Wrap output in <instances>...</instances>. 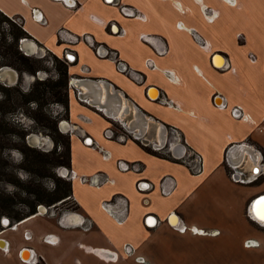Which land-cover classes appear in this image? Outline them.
<instances>
[{
    "label": "crops",
    "instance_id": "1",
    "mask_svg": "<svg viewBox=\"0 0 264 264\" xmlns=\"http://www.w3.org/2000/svg\"><path fill=\"white\" fill-rule=\"evenodd\" d=\"M0 12L68 65L59 129L79 206L2 231L0 264H36L23 249L44 264H137L126 244L149 264H264L253 215L261 201L264 216V0H0ZM170 127L201 156L200 172L175 160L179 148L160 150ZM173 215L219 234L180 233ZM251 239L260 246L245 247Z\"/></svg>",
    "mask_w": 264,
    "mask_h": 264
},
{
    "label": "rangeland",
    "instance_id": "2",
    "mask_svg": "<svg viewBox=\"0 0 264 264\" xmlns=\"http://www.w3.org/2000/svg\"><path fill=\"white\" fill-rule=\"evenodd\" d=\"M2 29L7 33L9 31L6 24H3ZM29 43L34 44L29 38L23 39L20 42V50L24 55L32 58L35 66L39 68L35 74L20 72L10 66L0 69V126L3 125L0 127V205H3V202H14L13 208L20 212L28 211L34 197L28 192H37L45 199L42 190H45V193H51L58 187L64 188V183L68 180L62 173L63 168L68 169L65 166L47 165L46 168L39 166L41 162L47 160L44 153H54L58 156L65 151L63 137L67 134L59 129L60 122L65 123L67 120L65 108L51 100L44 102L40 100L42 103H21L12 109L4 104V87L19 86L24 92H29L38 82L49 79L55 82L59 79V69L65 62L40 46H35L36 49L33 52H28L26 45ZM43 103V111L59 119L58 132L48 130L41 120L39 122L34 120L36 109ZM3 120L7 122V128L4 122L2 123ZM166 133L168 134V131ZM229 170L231 171L230 168ZM75 206L74 200L68 198L64 205L54 207L42 204L38 206L37 211L40 207H45L47 212L40 215L44 217L52 215L56 219L65 212H75L73 209ZM3 218L7 216L0 215V225L4 230L16 225L12 224L13 227L5 228Z\"/></svg>",
    "mask_w": 264,
    "mask_h": 264
},
{
    "label": "trees",
    "instance_id": "3",
    "mask_svg": "<svg viewBox=\"0 0 264 264\" xmlns=\"http://www.w3.org/2000/svg\"><path fill=\"white\" fill-rule=\"evenodd\" d=\"M3 24H6L9 28L8 33L3 31ZM31 39V36L24 30L21 23H17L14 18H10L0 12V69L5 66L14 67L20 72H29L35 74L39 68L34 64V61L29 56L24 55L20 50V42L25 39ZM59 79L57 81L45 80L38 82L37 85L29 92H24L19 86L4 87V104L10 109L15 108L21 103H42L40 100L61 104L66 111V119H68V96H69V73L67 63H62L59 69ZM43 104H40L36 109V117L34 120L39 122L40 120L45 123L48 130L53 132H58V122L59 119L51 115L50 113H45L43 111ZM4 122L5 128H7V122ZM3 125L1 124L0 127ZM25 135H23L24 137ZM63 146L65 151L60 155H55L54 153H44L46 161L39 164L40 167L46 168L47 165H52V167H62L65 166L70 168V137L66 135L63 137ZM56 152V151H55ZM66 169V168H65ZM71 181V180H70ZM67 180L64 183V188L58 187L55 191L45 193L42 190V194L45 197L43 199L37 192H28L33 194V199L30 202L29 209L27 212H20L13 208L14 202H3L0 205V215L7 216L10 224H18L34 215H36L37 208L39 205H47L57 207L58 205H64L68 198L72 197V186L71 182ZM11 198L10 196H8ZM76 204V203H75ZM8 206V208H7ZM74 211L79 210V206L76 204ZM1 224V221H0ZM4 231L0 225V233ZM37 264H44L42 260H39Z\"/></svg>",
    "mask_w": 264,
    "mask_h": 264
},
{
    "label": "built area",
    "instance_id": "4",
    "mask_svg": "<svg viewBox=\"0 0 264 264\" xmlns=\"http://www.w3.org/2000/svg\"><path fill=\"white\" fill-rule=\"evenodd\" d=\"M57 1H62L64 2L65 0H57ZM70 7H76L75 4L71 5ZM135 15V14H134ZM136 18H140V15L137 14ZM19 21V20H16ZM20 22V21H19ZM218 98V97H215ZM218 108L220 109H224V105L222 104H216ZM231 114L234 118L239 119L241 121H245V122H251V118L250 116L245 113V111L241 108V107H234L231 109ZM170 129V130H169ZM168 137H167V141L166 144L164 145V147H159L160 150L163 149H168L171 150L174 147L175 148H179V147H183L184 151H181L180 153H182V155H179L175 160L180 162V163H184L187 166H189V168L194 171V172H200L202 169L201 163H202V158L200 155H197L193 152V150L191 151V147L185 142V140L183 139V137L180 136V134L177 133V131H175L173 128H168ZM121 169L123 171H139L140 167H137L136 165H127L124 164L121 165ZM230 178L233 179L236 183H244V182H249V180H246L244 173H242L240 170L235 169V168H230ZM68 171V175L64 176L66 177L69 181L72 179H75V173L73 171H71L69 168L66 169ZM62 174V173H61ZM81 182H86V179H80ZM141 191H144L141 187V183L140 186L138 187ZM15 227V226H14ZM174 229L180 233H186L188 230L191 231L193 234L195 235H217L219 234V232H208L205 230H199L196 228H191V229H187L186 226H174ZM25 238L27 240L30 239V236H28V233H25ZM260 246V243L256 240H248L245 242V247L247 248H257ZM5 250V252H8V249L3 248ZM31 250V255L30 258H22L23 262H33V263H38L36 261V259L31 260V257L34 258V251L32 249H23V252ZM124 255L126 257H133L135 258L137 264H149L148 261L146 260L145 257L143 256H139L136 254V248L133 245H129L126 244L124 246Z\"/></svg>",
    "mask_w": 264,
    "mask_h": 264
},
{
    "label": "bare ground",
    "instance_id": "5",
    "mask_svg": "<svg viewBox=\"0 0 264 264\" xmlns=\"http://www.w3.org/2000/svg\"><path fill=\"white\" fill-rule=\"evenodd\" d=\"M33 45V44H32ZM26 46H28V45H26ZM34 46V45H33ZM28 48V47H27ZM31 49H32V47H31ZM215 64L218 66V67H221L223 64H224V59L222 58V57H217L216 58V60H215ZM5 71H10V69H5ZM12 79H14V78H12ZM152 97H154V98H156L157 96H158V93L156 92V91H154V92H152ZM65 125H66V122L64 123V122H62V128L63 129H65ZM62 173H63V175H68V171L65 169V168H63L62 169ZM261 201H259L257 204H256V207H255V211L256 212H253V215H255L256 216V218L257 217H259V220L260 221H264V216H261V218H260V215L257 213V206L259 205V203H260ZM263 203V202H262ZM254 210V209H253ZM252 210V211H253ZM47 212V209L45 208V207H40V213L39 214H45ZM257 213V214H256ZM264 213V212H263ZM36 216V215H35ZM35 216H32V217H35ZM32 217H30V218H32ZM29 218V219H30ZM26 220H28V219H26ZM3 221V220H2ZM10 222V221H9ZM22 222H24V221H22ZM21 222V223H22ZM155 222H156V220L155 219H153V220H151V221H149V224L150 225H154L155 224ZM171 223H172V225L173 226H177L178 225V223H179V219L176 217V216H172V218H171ZM5 224H7L6 222H5ZM11 225V224H10ZM4 245V248H5V243H2V246ZM28 256V258H29V255H31V250H28V251H25L24 252V257L25 256Z\"/></svg>",
    "mask_w": 264,
    "mask_h": 264
},
{
    "label": "water",
    "instance_id": "6",
    "mask_svg": "<svg viewBox=\"0 0 264 264\" xmlns=\"http://www.w3.org/2000/svg\"><path fill=\"white\" fill-rule=\"evenodd\" d=\"M12 81H14V80H12ZM39 213H40V208L38 209V212H37L36 214H39ZM174 216H176V215H174ZM176 217H177V216H176ZM177 218H178V217H177ZM2 222H3V225H4L5 228H7V227H13V226L10 225L9 219H7V218H3V221H2ZM5 222H6L7 224H5ZM0 243H5V242H4V240L1 239V240H0Z\"/></svg>",
    "mask_w": 264,
    "mask_h": 264
},
{
    "label": "flooded vegetation",
    "instance_id": "7",
    "mask_svg": "<svg viewBox=\"0 0 264 264\" xmlns=\"http://www.w3.org/2000/svg\"><path fill=\"white\" fill-rule=\"evenodd\" d=\"M29 47H32V49H36L35 45L33 46L32 43L27 44ZM179 150L184 151L183 147H179ZM259 220V219H257ZM260 221V220H259ZM262 224H264V221H260Z\"/></svg>",
    "mask_w": 264,
    "mask_h": 264
}]
</instances>
